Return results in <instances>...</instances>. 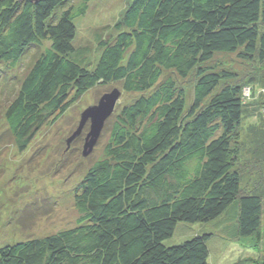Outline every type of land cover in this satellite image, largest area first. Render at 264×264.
<instances>
[{
	"label": "trees",
	"instance_id": "trees-1",
	"mask_svg": "<svg viewBox=\"0 0 264 264\" xmlns=\"http://www.w3.org/2000/svg\"><path fill=\"white\" fill-rule=\"evenodd\" d=\"M99 1L0 0V63L12 67L47 43L5 110L20 151L50 115L97 85L136 95L107 120L102 156L75 186V227L2 245L0 264H209L213 234L164 241L179 224L224 213L235 216L234 240L245 239L264 264L260 102L246 104V85L208 66L239 51L264 65V0H129L106 36L95 35L90 60L75 45L76 22ZM192 72L186 106L174 76Z\"/></svg>",
	"mask_w": 264,
	"mask_h": 264
},
{
	"label": "rangeland",
	"instance_id": "rangeland-1",
	"mask_svg": "<svg viewBox=\"0 0 264 264\" xmlns=\"http://www.w3.org/2000/svg\"><path fill=\"white\" fill-rule=\"evenodd\" d=\"M128 1L91 2L86 15L77 19L75 45L85 48L90 60L98 55L95 35L106 36L108 30L104 27H111ZM46 48L45 42L41 48H30L21 61L12 67L0 63V246L42 238L75 227L79 214L75 208L73 191L88 169L101 158L109 131L103 133L87 157L82 156V147L89 125L68 147L66 142L76 131L81 113L96 105L104 94L114 89L121 92L113 116L136 97L124 93L117 84L97 85L70 105L61 116L50 115L47 124L38 129L27 148L20 151L6 124L5 110L17 93L27 69ZM239 52L217 54L208 66L213 72L233 74L236 82L250 89V99L245 100V103L257 101L261 107V99L263 101L264 98V65L240 58ZM174 81L185 91V104L189 106L196 75L192 72L185 79L174 76ZM244 138L241 148L247 147L245 135ZM234 217L232 213H224L204 224H179L174 235L165 240L164 245L173 247L198 234H213L207 243L209 264L259 263L261 255L247 241H243L245 239L234 240Z\"/></svg>",
	"mask_w": 264,
	"mask_h": 264
},
{
	"label": "water",
	"instance_id": "water-1",
	"mask_svg": "<svg viewBox=\"0 0 264 264\" xmlns=\"http://www.w3.org/2000/svg\"><path fill=\"white\" fill-rule=\"evenodd\" d=\"M28 1L35 3L39 0ZM120 95L121 92L118 89H114L110 93L104 94L96 105L85 109L80 115L76 131L66 142L67 147L72 141L80 137L85 126L89 125L82 147V156H89L100 140L105 123L113 115Z\"/></svg>",
	"mask_w": 264,
	"mask_h": 264
},
{
	"label": "built area",
	"instance_id": "built-area-1",
	"mask_svg": "<svg viewBox=\"0 0 264 264\" xmlns=\"http://www.w3.org/2000/svg\"><path fill=\"white\" fill-rule=\"evenodd\" d=\"M244 99L245 100H249L250 99V95H251V93H250V89L249 88H246V89H244ZM261 113H262V117L264 118V98H263V101H262V99H261Z\"/></svg>",
	"mask_w": 264,
	"mask_h": 264
}]
</instances>
